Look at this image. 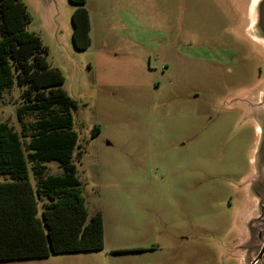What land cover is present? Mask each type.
<instances>
[{
    "label": "rangeland",
    "instance_id": "1",
    "mask_svg": "<svg viewBox=\"0 0 264 264\" xmlns=\"http://www.w3.org/2000/svg\"><path fill=\"white\" fill-rule=\"evenodd\" d=\"M24 1L78 103L74 161L105 247L0 264H251L264 244V113L235 97L264 91V48L245 31L258 0H87L85 49L72 38L77 4ZM22 90L0 100L18 130Z\"/></svg>",
    "mask_w": 264,
    "mask_h": 264
},
{
    "label": "trees",
    "instance_id": "2",
    "mask_svg": "<svg viewBox=\"0 0 264 264\" xmlns=\"http://www.w3.org/2000/svg\"><path fill=\"white\" fill-rule=\"evenodd\" d=\"M70 1L77 4L74 45L88 48L87 0ZM31 20L24 0H0V100L16 82L23 87L20 129L0 118V260L105 247L104 216L100 211L90 216L74 161L78 103L64 87L63 71L50 64L41 36L28 29ZM50 161L62 171L49 173Z\"/></svg>",
    "mask_w": 264,
    "mask_h": 264
},
{
    "label": "flooded vegetation",
    "instance_id": "3",
    "mask_svg": "<svg viewBox=\"0 0 264 264\" xmlns=\"http://www.w3.org/2000/svg\"><path fill=\"white\" fill-rule=\"evenodd\" d=\"M246 7H247V5H246ZM248 9H249V7H248ZM255 9H256V14H257V12H258V4L256 5ZM247 10H246L247 23L245 25V31H246L247 35H249L250 38L254 39L258 44H260L264 48V41H263L264 40V35L262 34V31L260 29L259 24H257L258 23L257 22V18H256V21L253 22V24L255 23L254 24L255 28L252 29V27L250 26L251 23H249L250 15H249V12L247 13ZM256 17H257V15H256ZM257 62H258L259 72L262 75V74H264V52L263 53L260 52V57L257 59ZM259 93H258L259 95H257L258 99H257L256 96H251L248 93H246L241 98L239 96H236L235 97V101L236 102L237 101L238 102L239 101L245 102L247 104V106L249 107V111L251 113H256V114L257 113H264V91L263 90H259ZM253 106L256 109L253 108ZM260 244H261L260 242H258V244H256V242H255V247L250 249V253L253 254V257L251 259V261H252L251 264H255L259 260L258 254H259V252L261 251V249H262V247L264 245L262 243V245L260 247ZM247 251H249V249ZM253 260H254V262H253Z\"/></svg>",
    "mask_w": 264,
    "mask_h": 264
},
{
    "label": "water",
    "instance_id": "4",
    "mask_svg": "<svg viewBox=\"0 0 264 264\" xmlns=\"http://www.w3.org/2000/svg\"><path fill=\"white\" fill-rule=\"evenodd\" d=\"M257 24H259L262 34L264 35V0H258ZM256 4V5H257ZM258 259V258H257Z\"/></svg>",
    "mask_w": 264,
    "mask_h": 264
},
{
    "label": "crops",
    "instance_id": "5",
    "mask_svg": "<svg viewBox=\"0 0 264 264\" xmlns=\"http://www.w3.org/2000/svg\"><path fill=\"white\" fill-rule=\"evenodd\" d=\"M1 178L3 179V177H2V176L0 177V179H1Z\"/></svg>",
    "mask_w": 264,
    "mask_h": 264
}]
</instances>
